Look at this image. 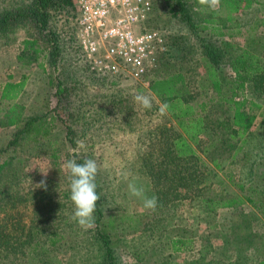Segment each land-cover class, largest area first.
<instances>
[{
	"label": "rangeland",
	"instance_id": "374dc122",
	"mask_svg": "<svg viewBox=\"0 0 264 264\" xmlns=\"http://www.w3.org/2000/svg\"><path fill=\"white\" fill-rule=\"evenodd\" d=\"M190 2L200 12H208L207 6L201 5L199 0ZM30 4L31 0H0V15L6 12L18 13ZM68 14L67 11L54 13L51 23L61 36L63 49L70 47L75 49V44L69 37L70 28L64 24ZM164 15L163 13L158 15L155 25H166L168 18L166 14ZM236 17L233 24L227 25L224 29L225 38L230 42L234 55L248 47L246 37L264 36V26L257 22L264 18V0H258L251 10ZM171 25V30L177 31L172 33L176 37L172 40L168 56L170 63L163 65L158 74L160 77H166L175 71L183 73L190 102L195 106L206 103L207 107L202 115L218 126L210 134L213 141L203 139V144L210 146L209 151L203 153L200 149L196 150L204 167L200 169L201 182L198 185L200 189L195 191L180 188L165 191L166 187L160 184L157 189L155 183L149 180L156 179L155 175L160 174L151 173L154 169L152 164L156 161L155 150L163 152L167 148L154 144L151 146L146 144V148L144 145L143 148L139 146L136 133L143 135L150 127L143 128L145 125H142L143 122L138 125V120L141 116L148 117L151 124H164L167 128L171 127V121L169 123L165 116L159 113L157 109L160 102L150 94L145 82L123 78H115L114 81L108 78L110 80L106 79L105 83H102L95 78L91 80L80 76L76 83L74 69L83 68L79 57L66 62L61 61L57 72L48 66L46 51H40L39 55L35 56L36 59L31 53L22 55V41L27 39L28 35H32L31 25L17 27L7 40L0 35V91L9 81L23 80V90L15 102L24 107V117L46 114L54 108H58L59 113L53 119L51 133L47 139L35 143L19 142L9 150L6 148L13 138L15 128L0 127V151L5 150L0 156V163L9 158L12 169L0 177V181L7 182L1 190L9 188L27 194L28 197L47 191L50 197L49 203L45 198L41 203L36 202L35 198L22 197L24 201L16 208L12 210L4 208L7 210L4 212L0 209L1 233L5 231L12 235L9 239H16L18 243L23 242L25 238L19 239L18 228L28 232L32 221L35 220L33 211L38 214L53 211L64 217L55 223L54 227L51 224V229L49 226L47 229L62 228L63 237L50 236L49 239L34 237L33 243L37 240L45 241L44 250L39 251V256L36 257L28 246H24L17 248L8 255L9 257L0 256V264H105L99 242L96 240L98 226L110 240L115 264H202L203 261L206 264H257L264 261V224L260 223L263 222L262 218L264 220V214L261 217V214L252 209L254 202L257 201L259 205L261 200L258 201L264 192L261 189L264 178L259 179V175L264 174V130L261 127H264V96L253 95L247 90V98L261 104L262 109L259 114L257 113L251 136L246 144L238 143L239 139L234 138L229 141L232 146H228L225 141L228 138L223 127L230 112L219 102L208 101L215 96L206 79L200 45L193 37L186 36L176 22ZM64 28H68L69 31ZM247 30L252 33H246ZM39 45V50H42L44 45L40 42ZM62 71L63 74L67 72L65 78L68 80L65 87L69 100L67 111L57 106L59 98L56 90L58 81L63 80ZM228 75L233 76L229 74V70ZM72 81L77 84L76 88L72 87L75 86ZM109 82L116 84L111 85ZM138 93L154 97L151 109H144L135 102L134 96ZM118 99L125 105L124 110L127 107L129 109L131 118L125 122H128L132 129L115 117L113 119L116 127H113V130L116 129V134L103 129L97 130L96 125L92 124L97 119L95 113L99 112L100 108L107 109L109 107L107 102L111 103ZM5 105L6 103H0V109L5 108ZM71 113L79 117L75 119L70 116ZM1 114L3 113L0 112ZM86 127L96 132L90 136L91 130H87V134L81 136ZM122 129H127L131 133ZM67 133L70 135L68 138ZM77 141H83L85 147L79 148ZM76 156L95 159L99 165L96 182L101 188V207L104 212L99 224H96L98 216L94 215V227L87 230L73 219L75 209L73 202L63 201L65 191H70V173L64 168V164ZM213 161L216 165L212 163ZM145 162L147 165L144 166ZM37 166H40L41 171H48L47 190L35 188L34 184L44 179ZM247 172H251L253 178L250 182L244 183ZM22 176L24 182L15 183ZM242 183L245 184L244 189L239 188V184ZM129 184L142 187L147 197L156 196L157 207L154 210L144 208L143 197L132 196ZM201 198L221 201L235 199L242 200L243 203L233 208L210 206L209 210L206 209L208 207L206 202H200ZM249 198L252 201H246ZM11 215L13 219L6 220ZM17 219L19 223L16 227L14 222ZM173 238L192 239L193 249L172 254L169 241ZM51 240H57L54 246L51 245Z\"/></svg>",
	"mask_w": 264,
	"mask_h": 264
},
{
	"label": "trees",
	"instance_id": "16d2710c",
	"mask_svg": "<svg viewBox=\"0 0 264 264\" xmlns=\"http://www.w3.org/2000/svg\"><path fill=\"white\" fill-rule=\"evenodd\" d=\"M257 1L258 0H220V4L216 9L210 8L211 10H209L207 6L206 9L208 8V12H200L190 0H154L156 13L151 19L150 26L164 35L169 50H171L172 40H175L176 37L172 33H175L177 30H171L170 27L174 22H176L177 26L179 25L178 28H182V32L186 36L193 37L198 41L200 45L199 49L203 57L206 79L209 81L210 88L215 96L214 98L208 99V101L219 102L230 112V116L223 127L228 138L225 139L228 146H232L230 142L234 138L239 139L238 143H242L243 145L246 144L249 136H251V130L256 121L257 113L259 114V111L262 109L261 104L255 103L247 98V90L253 95L264 96V60L262 61L264 57V36H257L256 38V36L252 35L250 38L246 37V45L248 47L234 55L231 52L232 46L230 42L225 38L226 34L224 33V29L227 25L233 24L237 15L251 10L253 6L257 4ZM63 11L69 12L67 15L68 18L64 21V24L65 26H69V37H71L73 44H75L71 24L76 16V11L73 7L72 0H31L30 6L20 10L18 13L16 11L14 13L6 12L0 15V35L7 40L17 27L31 25L32 35H28V38L22 41V55L31 53L34 57H37L40 51H46L48 66L57 72L59 71V64L61 61L66 62L79 57L83 64V68L76 67L74 69V75L76 76L74 82L78 83L80 76H82V78L88 77L91 80L95 78L102 83H105L108 78L115 81L117 77H107L90 71L83 61L79 49H77L75 45V49H72V47H70V49L65 48L66 50L63 49L61 45V36L56 29L52 27L51 23L53 14ZM160 12L163 13V15L166 14L168 18L165 26L162 24H158V26L155 25L157 24L158 15L161 14ZM257 22L259 25L264 26V18ZM64 29L68 30V28ZM247 31L246 33L250 32L249 30ZM39 42L44 45L42 50H39ZM169 55L170 54H168V56ZM168 56L156 67L148 70L141 81L147 83V90L160 102V104L166 102L170 105L166 114L162 115L160 112L159 113L165 116L169 123L171 121V127L167 128L164 124L153 125L149 122L148 117L141 116L138 120V125L143 122L142 125H145L143 128H150L148 132L143 133V135L136 133L139 138L137 144L142 148L143 145L146 148V144H150V146L154 144V146L159 147L160 145H164L162 148H167V150L163 152L155 150L154 158L156 161L152 164L154 169L153 171H151V169L149 170L151 173H160L155 175L156 179H149L151 182L155 183L157 189H159L158 187H160L159 185L161 184L162 187H166L165 191H171L173 188L195 191L198 189V185L201 182L200 169L204 167L196 150L200 149L203 153L209 151L210 146H205L203 144V139L207 138V140L213 141L210 134L212 130H215L217 125L213 124L207 117L202 115L207 107L206 103L195 106L190 102L191 98L187 96L188 90L183 73H177L175 71L168 74L166 77H160L158 74L160 68L170 63L168 61L170 60ZM19 58L20 57H18V59ZM40 68L43 71V65H41ZM228 70L229 74L231 73L233 76L228 75ZM66 75L67 72L63 74L62 71L63 80L58 81L56 90L57 97L59 98L57 106L65 111L69 109V100L66 97L67 91L65 88L67 87L66 83H68V80H65ZM74 82H71L75 85L72 87L76 88L77 84ZM108 84L115 85L116 83L109 82ZM23 87V80L19 82L9 81L2 86L0 91V103H6L5 108L0 109V112L3 113L0 115V127L15 128V132L12 136L13 138L11 142L8 143L6 150L17 146L19 142L30 141L35 143L41 139H47L51 133L53 119L59 114L57 112L58 108H54L46 114L24 117V107L15 102L22 92ZM60 104L62 106H60ZM107 105L109 106L107 109L103 110L100 108L99 112L97 111V113H95L97 119L94 123L92 122V124L96 125V129H103V131L110 133L115 132L116 134V129L113 130V127H116L114 126L113 118L116 117L122 120V123L127 125L131 130L132 128H130L129 123L125 122L131 118L128 107L124 110L125 105L120 99L112 101L111 103L107 102ZM197 108L199 109L198 111L196 110ZM157 110H159V108ZM70 116L75 119L79 117L74 113H71ZM83 120L86 121L85 119ZM98 124L101 125L98 126ZM261 127L262 130H264V127ZM87 130H91L90 136L96 132L94 129L92 131L91 128L88 129L86 127L81 136L86 135L88 132ZM122 131L131 133V131L127 129H122ZM72 134L73 132L71 131L70 135ZM70 135L67 133L66 137L68 138ZM78 138L80 137L78 136ZM142 140L143 142H141ZM240 149L241 148H237V150ZM3 151L5 150L0 151V156ZM75 158L78 162H83L84 160V158L77 156ZM9 163V158H6L0 163V177L6 171L12 170ZM212 163L216 165L214 161ZM253 163L254 162L251 164L252 166ZM145 165H147L146 162L144 163V166ZM262 177L264 178V174L261 176L259 175L260 180ZM252 178L251 172H247L243 182H250ZM17 181L18 182H13H24V176L20 177ZM0 183H2L0 187V209H2L1 211L3 212L8 209L12 210L16 208L19 203L24 201L22 197L35 198L36 202L39 201L41 203L43 198H45L47 203L50 202L49 193L47 191L42 194H36V196L28 197L27 194H23L16 190L12 191L9 188L1 190L7 182L3 180L0 181ZM239 185V188L244 189L245 184L242 183ZM261 189L264 191V183H262ZM97 191L101 195V188L99 185ZM63 197L65 203L72 202L70 199V191H65ZM101 200L97 203L94 213V215L98 216L96 224H99L104 212L101 207ZM246 201L250 202L252 200L249 198ZM200 202H206L208 206L206 209L209 210L210 206L213 207L215 205L219 208H233L234 206L242 204V200L235 199L221 201L201 198ZM258 202H260L259 205L257 201L253 204L258 214H261L262 217V214H264V192L263 197H261ZM33 213V219L35 220L32 221L28 232H25V229L18 228L19 239L25 238L23 242L18 243L16 239H9L12 235L5 231L1 233L0 230V256L6 255L9 257L8 255L17 250V248L28 246L37 257L39 256V251L44 250L45 241L37 240L33 243L34 237H46V239H49L50 236L58 238L63 237L64 229L62 228L55 227L52 230H47L48 226L51 229V224L54 227L55 223L63 220V216L61 217L59 213L53 211L44 214H38L35 211H33ZM6 214L7 216L9 215L8 213ZM10 219H13L12 215L6 220ZM262 221L264 222L263 218ZM263 222H260L261 225L264 224ZM14 223H16L15 225L17 227L19 223L18 219ZM3 229L6 230L5 227H3ZM14 230H16V228H14ZM96 240L99 242V249L102 251V259L105 264H115L110 240L108 236L99 229V226L96 231ZM56 242L57 240H51L50 243L54 246ZM169 248L172 254L190 251L193 249V241L189 238H173L169 241ZM203 258L204 256L202 255V259ZM202 264L206 263L203 261ZM257 264H264V261H259Z\"/></svg>",
	"mask_w": 264,
	"mask_h": 264
},
{
	"label": "built area",
	"instance_id": "2783aa9c",
	"mask_svg": "<svg viewBox=\"0 0 264 264\" xmlns=\"http://www.w3.org/2000/svg\"><path fill=\"white\" fill-rule=\"evenodd\" d=\"M74 43L90 71L140 82L169 54L154 0H72ZM147 84V83H146Z\"/></svg>",
	"mask_w": 264,
	"mask_h": 264
},
{
	"label": "clouds",
	"instance_id": "9594fccd",
	"mask_svg": "<svg viewBox=\"0 0 264 264\" xmlns=\"http://www.w3.org/2000/svg\"><path fill=\"white\" fill-rule=\"evenodd\" d=\"M201 5H206L211 9H216L220 0H199ZM135 102L144 109H151L153 107L154 97L144 93H138L134 96ZM170 105L166 102L159 105V112L166 114ZM79 148H84L83 141H77ZM40 170V166H37ZM35 167V168H37ZM64 168L70 173L69 190L70 199L75 205L73 219L82 227L90 229L94 227L97 203L101 200V195L98 193V185L96 178L99 173V165L95 159H84L83 162H78L76 158L68 159ZM34 169V168H33ZM44 179L39 183L34 184L35 188H43L47 190V172L41 171ZM132 196L143 197V206L146 209L154 210L158 204L156 196L147 197L144 195V189L137 187L135 184L128 185Z\"/></svg>",
	"mask_w": 264,
	"mask_h": 264
},
{
	"label": "crops",
	"instance_id": "0c3cea01",
	"mask_svg": "<svg viewBox=\"0 0 264 264\" xmlns=\"http://www.w3.org/2000/svg\"><path fill=\"white\" fill-rule=\"evenodd\" d=\"M242 203H243V202H242ZM252 209L254 210V212L256 211V208H255V206H254V205H253ZM256 213H257V211H256Z\"/></svg>",
	"mask_w": 264,
	"mask_h": 264
}]
</instances>
